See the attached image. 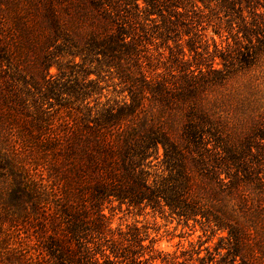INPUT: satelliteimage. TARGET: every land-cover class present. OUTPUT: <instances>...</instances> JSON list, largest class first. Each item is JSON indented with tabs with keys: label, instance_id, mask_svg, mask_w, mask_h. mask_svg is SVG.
I'll return each mask as SVG.
<instances>
[{
	"label": "trees",
	"instance_id": "obj_1",
	"mask_svg": "<svg viewBox=\"0 0 264 264\" xmlns=\"http://www.w3.org/2000/svg\"><path fill=\"white\" fill-rule=\"evenodd\" d=\"M143 1L148 16L159 9L149 0ZM140 8L138 0L115 4L111 0H0V72L23 73L35 67L44 82L42 99L50 102L59 83L48 78L53 76L48 71L53 53L66 49L81 57L139 54L138 22L131 17L136 19ZM57 68L59 73L65 72L60 65ZM139 72L140 78L132 85L151 100H158L159 106L133 98L127 104L103 109L102 117L93 120L77 106L67 113L71 123L67 121L69 125L63 129L50 120L43 122L40 109L31 115L25 100L15 93L6 95L7 102L0 92V132L24 134L21 144L31 155L34 150L39 152L46 171L41 182H23V165L18 160L12 164L16 178L6 189L7 200L17 210L22 198L30 199L34 210L43 208L46 226L43 234L34 233L35 243L27 250L28 244L22 247L18 240L13 251L16 258L21 264H155L153 255L143 259L141 254L128 256L124 246L116 243L121 240L112 237L108 242L110 227L103 206L117 201L160 211L167 208L186 223L205 220L214 230L226 232L220 237L227 241L225 264H264V212L258 211L260 228L252 230L248 189L253 170L249 158L257 163L264 160V134L257 136L258 141L246 137L239 149L221 141L222 153L217 155L207 147L204 136L205 131L215 135L213 127L203 129L208 120L196 112V121L183 124L184 142L180 144L173 113L163 118L165 110L172 107L168 85L159 81L158 89L149 75ZM31 80L38 85L36 79ZM82 108L86 111L87 106ZM15 119L22 125L16 127ZM253 143L261 146L259 152H252ZM159 144L169 174L149 182L147 158ZM46 209L50 212L45 215ZM14 214L9 221L16 222L21 215ZM252 232L259 235L254 243ZM5 247L0 228V249Z\"/></svg>",
	"mask_w": 264,
	"mask_h": 264
},
{
	"label": "rangeland",
	"instance_id": "obj_2",
	"mask_svg": "<svg viewBox=\"0 0 264 264\" xmlns=\"http://www.w3.org/2000/svg\"><path fill=\"white\" fill-rule=\"evenodd\" d=\"M111 1L115 4L122 0ZM148 2L158 5L159 9L148 16L144 12L145 2L138 0L141 5L139 15L136 19L131 17V21L138 22L135 25L139 34L136 42L139 54L81 57L66 49L57 50L50 58L53 63L48 68L53 75L48 78L59 82L56 96L49 98L50 102L42 99L44 82L36 75L35 67L25 69L23 73L0 72L1 94L9 102L6 95L15 93L25 100L31 115H36L40 109L43 122L50 120L57 129H63L71 123L67 113L77 106L91 120L94 116L102 117L103 109L127 104L133 98L159 106L158 100H151L147 93L132 85L133 80L140 78L139 70H143L154 87L159 89V81L168 85L172 107L165 110L163 118L167 113H173L176 140L180 144L184 142L183 124L196 121V112L203 113L208 120L203 123V129L213 127L215 135L205 131L204 136L207 147L217 155L222 153L221 141L235 149L241 147V141L246 137L254 136L253 139L258 141L257 136L264 134V0ZM127 6L133 7L132 4ZM166 26L171 28L168 30ZM57 64L65 72L59 73ZM31 78L36 79L38 85H33ZM84 106H87L86 111ZM13 124L16 127L22 125L16 119ZM23 135L19 131L14 134L0 132V228L8 246L0 249L2 264H21L13 252L18 240L21 239L22 247L28 244L24 249L27 250L35 243L34 233L43 234L46 227L43 208L34 210L30 199L22 198L16 210L6 198V189L16 178L12 167L16 160L25 170L23 182H41L46 173L39 152L34 150L31 155L21 144ZM255 144L252 152L257 153L261 146ZM249 161L253 166L248 182L253 230L260 228L258 211L264 212V199H259L264 197V160L257 163L249 158ZM145 169L149 182L168 176L169 169L164 163L160 144L147 158ZM220 176L224 177V173ZM49 210H45V215ZM10 212L21 214L16 222L9 221ZM103 213L110 227L108 242L112 237L121 240L116 243L124 246L128 256L141 254L139 258L143 259L153 255L155 264H225L227 261V241L220 239L226 232L214 230L205 220H188L186 223L167 208L160 211L117 201L105 202ZM253 236L254 243L259 235L252 232ZM106 254L109 255L108 250ZM110 258L115 260L111 255Z\"/></svg>",
	"mask_w": 264,
	"mask_h": 264
}]
</instances>
